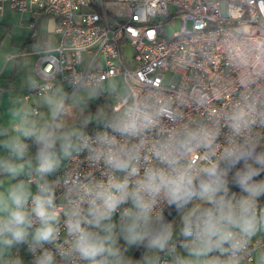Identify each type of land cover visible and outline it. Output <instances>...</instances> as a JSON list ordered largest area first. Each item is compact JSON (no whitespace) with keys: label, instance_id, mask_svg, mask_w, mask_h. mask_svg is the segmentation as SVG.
Here are the masks:
<instances>
[{"label":"clouds","instance_id":"obj_1","mask_svg":"<svg viewBox=\"0 0 264 264\" xmlns=\"http://www.w3.org/2000/svg\"><path fill=\"white\" fill-rule=\"evenodd\" d=\"M249 33L221 41L239 85L222 107L201 83L29 76L39 96L0 114V264H264V38ZM60 47L33 51L54 70ZM105 94L116 104L91 111Z\"/></svg>","mask_w":264,"mask_h":264},{"label":"built area","instance_id":"obj_2","mask_svg":"<svg viewBox=\"0 0 264 264\" xmlns=\"http://www.w3.org/2000/svg\"><path fill=\"white\" fill-rule=\"evenodd\" d=\"M6 8L29 17L32 36L37 20L55 21L57 46L62 47L51 53L54 70L43 55L37 58V82L64 83L69 92L71 79L82 72L107 77L131 73L159 85L169 71L175 89L204 84L212 105L222 107L239 85L221 41L242 23L252 39L264 38V0H0V16ZM175 18L178 31H172ZM125 45L133 50L131 58ZM217 88L223 96L215 94ZM39 92L33 89L37 97Z\"/></svg>","mask_w":264,"mask_h":264},{"label":"crops","instance_id":"obj_3","mask_svg":"<svg viewBox=\"0 0 264 264\" xmlns=\"http://www.w3.org/2000/svg\"><path fill=\"white\" fill-rule=\"evenodd\" d=\"M3 19L9 21L11 24L15 22L20 23L21 29L26 30V25L30 29V34L25 41L13 42L10 44L8 50H4L0 55V114H2L8 107L11 98L16 96H35L33 94V88L28 86L29 76L34 77L37 80L35 63L37 58L42 54H36L33 49L37 44L43 45L45 42L57 45L59 42V36L55 33V21L52 18H42L36 21L35 36H32V30L29 27V17L25 14H19L11 12L6 8L2 14ZM43 21H46V29L48 31L47 38L38 36L36 31L39 30ZM26 23V25H24ZM0 42V50H1ZM15 54V59L9 61L4 65V58L10 54ZM10 66V67H9ZM20 255L25 261H29V255L24 249L20 250Z\"/></svg>","mask_w":264,"mask_h":264},{"label":"rangeland","instance_id":"obj_4","mask_svg":"<svg viewBox=\"0 0 264 264\" xmlns=\"http://www.w3.org/2000/svg\"><path fill=\"white\" fill-rule=\"evenodd\" d=\"M222 13L223 14L225 13L224 7L222 8ZM46 24H47V22L43 21L39 30L36 31V34L38 36L43 37V39L47 38V36H48ZM19 25H20L19 22H15V23L11 24L9 21H6V19H3L2 17H0V42H2L0 55H1V52L4 50V48H5V50H8L10 48L9 46L13 42V39L15 40V42L25 41V38H27L29 36L30 29L28 28V24L27 25H26V23L24 24V25H26V30H25V28L21 29V27ZM188 26L190 27L189 24H188ZM179 28H180L179 19L175 18L172 31H178ZM123 51L128 58H131L133 50L130 46L125 45ZM116 77L119 78L120 76H116ZM172 77H173V73L168 71V72H166V74L164 76V81L166 83H169L171 81ZM56 86H62L65 89V91H68L67 86L64 83H57ZM103 96H104V98L101 97L97 101L90 102L89 108L91 111L94 112L96 110V108L100 107V106H110L111 104H114L116 101L114 96H109L107 94H105ZM35 98H37V96H33V95L31 96V99H35Z\"/></svg>","mask_w":264,"mask_h":264},{"label":"water","instance_id":"obj_5","mask_svg":"<svg viewBox=\"0 0 264 264\" xmlns=\"http://www.w3.org/2000/svg\"><path fill=\"white\" fill-rule=\"evenodd\" d=\"M233 190H236V189H233ZM176 215V212H175V209L171 210L170 213H167L166 216H167V219L171 220L174 216ZM143 251V249L139 250V251H136L134 254L137 258L140 257L141 255V252Z\"/></svg>","mask_w":264,"mask_h":264}]
</instances>
